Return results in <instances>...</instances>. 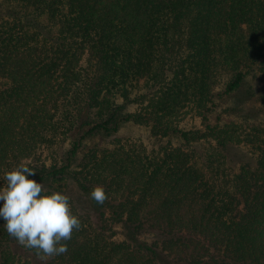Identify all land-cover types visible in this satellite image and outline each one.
I'll return each mask as SVG.
<instances>
[{"label":"trees","instance_id":"trees-1","mask_svg":"<svg viewBox=\"0 0 264 264\" xmlns=\"http://www.w3.org/2000/svg\"><path fill=\"white\" fill-rule=\"evenodd\" d=\"M0 3V186L25 164L82 222L53 257L0 227V264H264V124L211 119L264 82V0Z\"/></svg>","mask_w":264,"mask_h":264},{"label":"clouds","instance_id":"clouds-1","mask_svg":"<svg viewBox=\"0 0 264 264\" xmlns=\"http://www.w3.org/2000/svg\"><path fill=\"white\" fill-rule=\"evenodd\" d=\"M36 172L21 164L4 173L6 186H0V227L21 246L34 249L41 257L67 252V241L82 228L69 197L62 192L47 193L36 179ZM90 197L103 204L107 194L103 186L95 187Z\"/></svg>","mask_w":264,"mask_h":264},{"label":"rangeland","instance_id":"rangeland-1","mask_svg":"<svg viewBox=\"0 0 264 264\" xmlns=\"http://www.w3.org/2000/svg\"><path fill=\"white\" fill-rule=\"evenodd\" d=\"M1 4V3H0ZM2 5H0L1 7ZM264 95V82L258 78H251L250 81L236 94L231 96L224 95L216 100V109L211 115L212 123L215 124L218 118L224 121H239L248 124H264V105H262L261 97ZM200 122L195 121L188 123L187 128H191L193 125L199 126ZM120 136L130 139H145L148 138L147 129L127 123L123 124L120 130ZM112 138L109 137H95L88 140L80 155L85 153L95 145L104 146L109 143ZM231 157L235 166L241 165V162L249 161L252 162V154L245 146L236 147L231 151ZM236 163H238L236 165ZM67 183V182H66ZM67 184H71L68 181ZM68 193L74 194L75 197L82 198L79 191L70 185Z\"/></svg>","mask_w":264,"mask_h":264}]
</instances>
